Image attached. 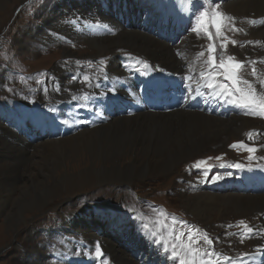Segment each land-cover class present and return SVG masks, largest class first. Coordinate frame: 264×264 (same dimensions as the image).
I'll return each mask as SVG.
<instances>
[{"label":"bare ground","instance_id":"1","mask_svg":"<svg viewBox=\"0 0 264 264\" xmlns=\"http://www.w3.org/2000/svg\"><path fill=\"white\" fill-rule=\"evenodd\" d=\"M167 1L172 3L173 0ZM216 1L220 2L222 8L225 10L224 14L226 17L234 19L236 27L243 29L240 33L230 31L231 37L239 42L236 48H231V51L234 54L243 52L249 55V59L264 60V0ZM5 2L7 0H0V9ZM152 3L154 4L150 5L148 2L142 1L140 6L145 7L148 5L147 7H151L153 10L157 8L159 12L161 5L155 2ZM178 3L180 7L171 8V12L180 13L182 9L188 6L189 10L194 13L200 6L197 1L193 4L191 0L188 3L186 0H178ZM78 9L75 7L72 9L74 11L66 15H75L77 17V12L81 14V11H83L84 15H86L91 11H95L99 16V22L94 25L104 24L115 30L114 25L111 23L113 20L103 17L97 8L90 11ZM138 10H140L138 13L140 14L145 8L134 9L133 12H138ZM146 14H149L147 9L145 10ZM181 14L185 15L184 13ZM48 15L50 17H47V19L51 22V15L49 13ZM176 18L178 21H181L180 17ZM141 22L144 21L141 19ZM47 26L56 29L55 33L59 36H62L63 33L66 36L75 35L73 27L64 20L62 23H52V25L49 24ZM197 26V23H194L189 28V33L184 39L182 35L174 36V40L176 41H178V38L182 39L180 43L182 47L168 46L145 33L132 30L126 31L122 28L120 31H123L111 40H107L108 38L86 40V43L84 42L85 45L95 51L97 58H100L105 53L111 55L110 59H107L106 56L104 60L109 79H102L99 83L101 85L100 88L102 90L105 88L106 90V87L113 84V87L119 92L117 82L126 80L125 74L118 66L119 61L117 58L120 52L125 53L127 56L123 57L124 61H129L128 58H131L141 64L147 60L153 62L162 70L178 75L184 74L186 70L193 75L199 73L204 65L198 57V53L201 51L206 52V50L199 44V38L202 34L193 31ZM78 37L80 40H83V37ZM51 39L57 42L58 38ZM247 41H260L261 43L254 46L247 44ZM110 50L116 51L112 54ZM118 50L121 51L117 52ZM175 50L176 54L181 57V61L176 59L174 55ZM90 57L92 58V55ZM259 70L264 72V67ZM63 71L69 72L70 70L63 69ZM248 78L251 79V76ZM61 82L63 80H60V83H55V88L59 87L61 89L59 91L61 97L55 96L56 94L50 97L52 94L49 92L45 93V91L31 95L33 96L32 98H34V95H39V97L44 96L40 97L39 100L36 99L37 103L42 105L44 113L46 110H54L53 112H56L51 121L44 114L36 115L34 125L39 123L38 129L46 128L51 123L54 126L61 125L64 129H72L68 137L61 138L56 136V134H53V136L51 134L50 141L46 140V142L43 140V143L39 144L41 149H38L41 152V156L38 153H34L35 150H32L33 152L30 154L28 149L31 150L33 146L29 145L26 140H22L12 128L11 130L9 128L7 130L4 127L5 122L3 124L0 121V174H3V179L0 180L1 222L4 221L7 224L14 222L25 225L27 223L25 217L28 214L46 206L52 197L57 196L62 191L68 193L71 190H81L93 186L97 187L98 185L103 186L108 183L128 184L134 179L161 175L172 171L180 162L193 160L192 158L199 154L203 155L206 150H209L208 148H212L215 150V153L220 154L221 151L226 150L224 147L225 143H228V140L235 137L239 139V137L241 138L249 131L256 132L260 125H262L261 130L264 129V122L237 118L234 114H231L227 118H214L204 113L179 110L167 115L145 112L137 113L129 118H114L108 123H104L93 129L86 128L76 131L72 127V122L74 121L71 120L76 119L77 121V117L79 116L77 115L79 114L78 108H87V106H81L82 98L80 97V90L78 88L76 90L66 88ZM83 89L90 90V93L96 90V88H85L84 86ZM46 95L48 97H45ZM73 97L76 98L77 102L73 100ZM27 98L32 99L30 97ZM109 101L112 102L110 104L113 108L132 105L122 94L117 100L111 96ZM73 103L74 106L66 110L67 106L73 105ZM24 106L27 107L28 105L24 103ZM62 107L64 109L60 111ZM6 112L10 117L13 109L11 108L10 111L7 110ZM23 114L25 115V112ZM41 131L43 132V130ZM262 134L264 135V130ZM261 139L262 135L260 133L255 135V140ZM232 142L236 141L233 140ZM43 144L48 147V153L44 152ZM214 147L216 148L214 149ZM258 152L263 154L264 148L261 147ZM95 160H97L96 165H94ZM67 161L73 165L71 170L66 169L65 164ZM119 161H121L120 164ZM105 163L110 164L106 166ZM260 163L264 164V159ZM31 169L32 171L30 172ZM6 170H9L8 176H5ZM186 177L188 179V176ZM182 198L183 203L181 204L186 209H184V213L191 212L195 214L199 219H202L201 223H206L209 220L205 214L206 210L215 211L217 214H223L224 216L226 214L224 213L225 210L247 213L248 216L253 212L261 213L264 211V195L249 197L243 200L238 196L229 195V193L218 196L216 193L209 194L200 188L196 195L191 197L183 196ZM106 209L109 208H104L103 210ZM238 218L242 219L243 216ZM117 220L122 222L120 227L114 224ZM125 221V218L120 219V216L113 215L111 219L107 220V228L111 229L112 233H115L120 238L125 236L131 238L133 235H136V232L133 225L124 223ZM238 221L241 222L240 219L236 218L227 223L237 222L240 224ZM72 222L73 217L71 216L69 220L70 225ZM139 225L137 227L140 229L141 226ZM248 225L264 229V224L261 221ZM10 228L12 227L10 226ZM120 230L125 234L120 235L118 232ZM124 230L127 232L131 231V233L128 234ZM75 231L86 242L90 243L95 238V234L90 232L91 230L78 227ZM245 232L246 230L242 229V234ZM139 234L142 240L146 242V245L150 246L151 242L147 240L146 234ZM258 235L260 234L253 236L251 239L245 238L244 242L250 243L251 247H261L264 241L262 239L257 240L256 236ZM103 240L105 244L104 249L110 254V259L115 264H138L135 258L117 249L108 239ZM231 242L234 247L241 245L240 239L237 238ZM218 244L224 245L223 237L221 240H218ZM154 249H157V247H154ZM130 250L132 252V247H130ZM257 264H264V262H257Z\"/></svg>","mask_w":264,"mask_h":264},{"label":"rangeland","instance_id":"2","mask_svg":"<svg viewBox=\"0 0 264 264\" xmlns=\"http://www.w3.org/2000/svg\"><path fill=\"white\" fill-rule=\"evenodd\" d=\"M55 1L56 0H7V2H5L0 9V110L6 109V111H10L11 108L13 109V113H11L10 117L8 116L6 119H1L2 114L0 113V120H5V123L10 122L11 128L16 132L20 128V125L18 124L19 121H24L25 124L33 128L35 126L34 118L36 117V115L45 114L46 112H49L51 114L53 113L52 115L54 116L56 115V112H53L52 110H46L44 113L42 105L37 103L36 99L39 100L40 97L44 96L39 97V95H34V98H32L33 96L31 95L37 94L40 91H44L43 89L45 85L37 84L38 80L45 81L47 79V92L52 94L50 95L48 93L50 97H53V95L55 94V96H60V93L56 91L57 87L55 88V83H60V80H63V82L61 83L66 88H71L74 90L78 88V90H80V97L82 98L83 102L84 95L91 94L89 92L90 90H82L81 87H78V84L80 86H84V84L80 82H78V84L76 82H70V77L67 76L69 75L68 72L63 71V69H69L75 74L76 61H80L81 63H88V61H97L91 68V70H93V68L96 69L98 67H103L106 65H99L98 62L101 59L105 58L106 56L107 59H110L111 57L110 54L105 53L101 55L100 58H97V54L95 53V51L85 45V41L88 39H77L80 41V43H75L74 46L66 44L62 41L56 43L51 39H55L54 36H49L48 32L42 30V27H48L47 25L49 24L52 25V23H58L57 21L63 15L74 11L72 9L75 7L79 8L78 10L85 9L87 11L97 8L100 13H102L103 17H105L106 19L108 18L109 20H113L111 18V11L113 9H116L118 4H122L124 0H84L87 1L84 6L78 4L77 2H75L74 4L72 3L71 5H66V3L64 2H57L56 4ZM196 1L202 2L203 6L197 11L198 14L199 11H202L204 9L210 11L213 8H217V10L223 14L225 13V10L222 8L220 2H217L216 0H214V2L213 0ZM131 2L133 10L139 8H145L146 10L148 8V5L145 7L140 6V3H142V1L132 0ZM147 2L150 5L154 4L149 3V1ZM121 10H124V4L122 5ZM145 10L141 11V13L139 14L142 21H144V18L147 15H145ZM154 10L157 11L158 9L155 8ZM129 11L132 12L131 9H129ZM139 11L140 10H138V12H134V14H128V19H134L135 14H138ZM148 11L150 13V10ZM48 13L51 15L52 23L47 19V17H50ZM84 14L85 13L83 11H81V14H79V12L76 13L77 16H84ZM141 19L140 24L143 23L141 22ZM228 27L229 28L227 29V34L231 37L230 24L228 25ZM48 29L53 30V28L49 27ZM128 30L145 33L152 38L167 44L168 46L170 45L182 47L180 44L182 40L181 38H178V41H176L174 40L175 37H173L171 40L164 42L157 36L147 33L145 30L134 28L133 25H131V28ZM177 35L181 36L182 33H178L175 36ZM71 36L73 37L74 35ZM114 37L106 39L111 40ZM73 38H75V36ZM199 39V44L203 47L204 50H206L209 41L203 34ZM231 48L236 47H232L231 44H229L227 54L223 55H234L237 59H249V55H246L243 52L240 54H234V52L231 51ZM115 51L116 50H110L112 54H114ZM91 55L92 58L90 57ZM65 61H68L67 64L69 65H65ZM124 62L128 63L130 62V60ZM122 64L124 63H121V65ZM41 73L46 75H39ZM53 76L56 78L55 80H52L50 78ZM112 88H114L113 84ZM51 90H53L54 92ZM48 95H46L45 97H48ZM27 97H30L32 99H28ZM12 99L17 101H13ZM24 103L28 106H24ZM64 107H62L60 111H62ZM83 107H85V105H83ZM24 112L25 115L23 114ZM77 118V121L76 119L71 120L74 121L72 122V127L76 131H80L82 128H79V130L76 129L75 126L76 124L81 125L84 122L79 119V116ZM52 126H54V124L51 123V125H48L46 128L38 129L34 135H37V139H42V135H44V138L50 139L52 137ZM59 126L61 127V125ZM4 127L8 130V127L6 125H4ZM11 128L9 129L11 130ZM41 130H43V132ZM64 131L65 132L63 135H60L58 132L56 136L61 138L68 137L70 136L72 129L66 128L64 129ZM46 133H48V135ZM245 134L246 135H244L242 138L239 137L238 139V137H235L228 140V143H225L224 149H226V147L230 143H232L233 140L238 141L241 139H245L249 143H252L253 140L255 141L254 133H250L252 140L249 139V135L247 133ZM20 138L22 140H25L21 136ZM31 143L34 144L32 145L33 148L31 150L28 149L29 153L32 154V150H35L34 153H38V155L41 156V152L38 149L40 148L39 144L43 142L31 140ZM244 143L246 144V142ZM255 143V145L260 149V143L258 141H255ZM215 148L216 147H214V149ZM43 149H45L44 152L48 153V147L44 144ZM208 149L209 150H206L203 155L199 154L196 157H193V160L190 159L189 161L180 162L174 167V169H172V171L166 172L161 175L149 176L143 179H134L128 184L108 183L104 184L103 186L98 185L97 187L93 186L91 188H83L81 190H71L68 193L62 191L57 196L52 197V199L48 201L46 206L28 214L25 217L27 222L25 225L21 223L16 224L14 222L7 224L4 221H0V264H55L53 259L49 258L58 249V247H56L55 245L61 243L62 246H65V242L63 241V239L60 236H57L59 232H67L68 229H72V231L76 232L75 229L80 227L89 231L91 230L90 232L95 234V231L97 230L96 225L100 226L99 228H101L103 232L102 234L104 239H108L109 242L115 245L117 249H120L127 255L133 257L132 253L134 250L132 249L131 252V246H127L125 241H123V243L121 244V238L118 235H115V233H112V231H105L106 229H108L107 220L111 219L113 215L120 216V219H123L124 217L119 214V211L111 215L110 213H105L108 212L107 209H103L108 208L110 204H114L121 207L122 209L120 210H130L129 206H135L136 200H139L141 202V210H145L146 208L144 207V202L142 199H147L153 203H156V209H159L163 205L168 211L178 213V215L185 217V222L189 223L190 225L194 224L195 226H203L202 228H206L207 231L211 232L215 230L222 233L225 244L227 240L225 239L226 236L224 235V233H226L227 231L223 229H217L218 225L228 224L233 226L235 223L227 222L236 218L241 219L238 218L241 216H243V218L250 217V215L256 214V212H253L248 216L247 213H245L247 214L245 215L244 213L225 210L224 213L226 214L224 216L223 214H217L215 211L206 210L205 214L209 220L206 223H201L202 219H199L195 214H192L191 212L184 213L185 207L183 206V204H181L183 203V196H193L188 193H181L180 190H185L188 187L187 181L193 176L192 174L189 175V173L193 171L192 165L194 164L195 160L205 159L207 157L221 156L222 159L220 161L223 162L225 159L232 158L231 154H229L227 150H224L223 152L221 151L220 154H217L212 148ZM236 151L242 156L248 153L244 147H241L239 145L236 147ZM262 155L258 152L255 153V156L262 157ZM96 161L97 160L94 161V165H96ZM211 161L217 162V160L215 159ZM120 163L121 161H119V164ZM108 164H106V166H109ZM248 164V162L243 163L245 167L248 166ZM65 166L67 170H71V167H73V165L69 164L68 161L66 162ZM31 171L32 169L30 170V172ZM5 172V176H8L9 174L7 173H9V170H6ZM186 176H188V179ZM1 179H3V174H0V180ZM195 184L198 185V183ZM197 193H195L194 195H196ZM90 209H98L99 212L98 214H96L92 211H89ZM80 212L83 217L82 219L76 220L75 217L78 218L77 213ZM71 216L73 217V222L70 225L69 220ZM65 218H68V224L65 221ZM125 220L126 221L124 223L133 225L136 235L141 238L139 234L140 229L137 227V225L139 224H134L127 219ZM238 222L240 223V221ZM121 223L122 222H120V220L114 222L117 227H120ZM10 226L12 228H10ZM46 230H48V232ZM124 231L127 232L126 230ZM127 233L130 234L131 231ZM240 233L242 235V229L240 230ZM70 234L72 236L75 235L71 231ZM50 237H52V241ZM140 240L142 244H146V242L142 240V238ZM137 245H139V243ZM45 246L47 247L46 252H44ZM72 252L75 253L73 250ZM45 257L46 259L49 258V260H46Z\"/></svg>","mask_w":264,"mask_h":264},{"label":"snow or ice","instance_id":"3","mask_svg":"<svg viewBox=\"0 0 264 264\" xmlns=\"http://www.w3.org/2000/svg\"><path fill=\"white\" fill-rule=\"evenodd\" d=\"M192 3L195 4L196 0H192ZM193 14L195 15L196 13L194 12ZM229 24H231V30L234 33L243 31V29L236 27L234 19H229L225 14L218 11L217 8H213L210 11L207 9L199 11L197 20L198 26L193 29V31L205 35L209 44L206 52L201 51L198 53V57L204 65L202 70L195 75L189 72V74L182 77V84H184L185 88L188 90L185 99H195L197 97L202 99L212 98L242 110L244 115L264 118V74L256 67L257 64L264 63V60L248 58L237 59L234 55H221L227 54L229 44H231L232 47H236L239 44L237 40L227 34ZM104 27L107 28L108 25H104ZM246 43L255 46L261 42L247 41ZM67 63L68 61H65V65H67ZM92 63L95 62L88 61L89 65ZM98 63L99 65H105L103 59ZM142 63L143 68L147 71L149 65L146 62ZM82 67L83 65L81 62L76 61V68L79 70ZM249 68L250 71H248ZM39 75L46 74L41 73ZM249 76H251V79L248 78ZM50 78L52 80L56 79L54 76ZM100 79H109L106 65L95 69L93 75H89L85 72L82 75L72 74L70 76V82L79 81L89 88L101 87L99 83H96V81ZM189 82H195L197 86L193 88L192 83ZM37 84L45 85L43 90L47 93V79L45 81L38 80ZM202 89H206V91H202ZM60 90L59 87L56 88L57 92ZM106 91L115 93L116 89L107 88ZM193 92H195V95H193ZM85 96L88 98L87 94H85ZM75 99L76 98L73 97V100ZM248 135L249 139L252 140L251 134ZM238 145L244 147L249 153V161L255 158V153L259 150L254 140L251 144L238 141L229 145V147L236 148ZM213 159L220 161L222 157H207L196 161L192 167L197 169L205 180L210 179L212 182H215L223 177L220 175L212 177L207 176V173L217 166L209 163V161ZM261 159H264V157H261ZM219 166L235 169H243L245 167V165L240 163H233L231 165L222 163ZM229 175H231V173H229ZM154 211H156L158 218L151 220L153 227H150L147 219L141 222V227L151 243L156 244L158 247L162 246L165 258L172 261L173 264H250L251 261L255 260V256L251 253H242L238 258L223 256V254L215 251L213 247L214 242L206 232L202 233V230L198 228H187L186 230L181 228L177 230V224L184 225L186 222L177 220L175 216H169L167 213L163 212V210L154 209ZM159 217H163L164 219L160 220ZM169 222H171V227L169 226ZM240 224L243 225V228L246 230V232L240 236L241 243L244 242L245 238L251 239L257 234L264 235V229L245 224L243 221H241ZM229 227H231V225H229ZM201 241L203 243H201ZM262 251H264V247H258L256 249V252ZM81 254L80 251L76 252L77 256ZM83 254L90 255V253ZM95 254L96 258H100L103 255L98 242L95 245ZM105 264H107V261H105Z\"/></svg>","mask_w":264,"mask_h":264},{"label":"trees","instance_id":"4","mask_svg":"<svg viewBox=\"0 0 264 264\" xmlns=\"http://www.w3.org/2000/svg\"><path fill=\"white\" fill-rule=\"evenodd\" d=\"M158 182V181H157Z\"/></svg>","mask_w":264,"mask_h":264}]
</instances>
